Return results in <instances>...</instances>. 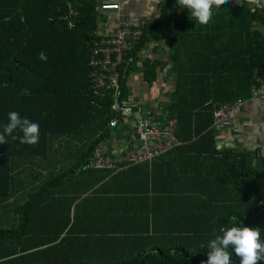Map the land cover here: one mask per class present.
<instances>
[{"label": "trees", "instance_id": "1", "mask_svg": "<svg viewBox=\"0 0 264 264\" xmlns=\"http://www.w3.org/2000/svg\"><path fill=\"white\" fill-rule=\"evenodd\" d=\"M159 6L158 19L130 52L132 64L121 71L117 101L134 97L131 73L153 84L172 63L166 80L173 89L163 91L168 98L159 106L164 116L176 118L179 145L144 165L152 192L160 178L179 187L178 196L190 201L192 225L148 234L136 249L127 237L121 250L132 251L120 256V208L100 213L92 209L89 189L76 188L82 176L105 172L87 165L98 144L120 138L110 126L118 117L114 93L96 95L90 77L92 44L106 18H100L97 0H0V132L10 111L38 123L40 130L36 145L10 135L0 144V264H201L221 228L259 227L264 240V156L260 149L218 150L212 115L219 106L251 98L264 82V8L214 7L205 26L177 0H161ZM166 39L168 61L160 59ZM153 42L156 57L141 56ZM41 51L46 62L38 58ZM22 89L31 94L20 95ZM77 137L88 140L86 149L61 172L53 163L70 156L71 146L58 150L57 143ZM134 165L139 164L121 169ZM114 200L117 196L109 201ZM107 217L116 227L89 229L91 220ZM162 239L168 244L154 245Z\"/></svg>", "mask_w": 264, "mask_h": 264}, {"label": "crops", "instance_id": "2", "mask_svg": "<svg viewBox=\"0 0 264 264\" xmlns=\"http://www.w3.org/2000/svg\"><path fill=\"white\" fill-rule=\"evenodd\" d=\"M97 2L98 7L111 3L118 4L121 8V14L132 19L153 23L159 17L161 0H97ZM225 4L232 6L239 5L251 9L255 7L264 8V0H226ZM114 18L115 13H111L105 28L106 26H114ZM262 31L264 32V27ZM163 44L165 45V51L162 52L160 59L168 61V39ZM155 46L156 43H151L140 55L156 57L154 55ZM165 78L163 80H166ZM163 80L162 82L161 80H157V82L161 83L162 88H154L152 83L145 82L144 76L141 73H131L128 77V87L130 94L134 96L133 100L140 105L159 106L162 100L168 98H164L160 94V91L173 89L172 80H168L170 88ZM119 131L120 128H117V132ZM263 144L264 90L257 95L253 94L247 100L241 101L238 107L232 111L230 125L227 128H223V130H217V149L256 151ZM69 147L70 144L67 142L57 143L58 150L69 149ZM148 169L144 164L120 169V172L118 171L120 173L119 180L114 178L115 175H118V172L97 171L82 176L76 185L77 189L79 186L81 189L88 188L89 195H94L93 204L95 208L92 209H96L100 213H112L120 208V256L132 251L129 249L121 250L123 241L127 237L131 238V243L135 245L136 249L141 244V237L157 231H163V229H167L168 232L173 228L186 229L192 225L191 218H189L192 208L186 205L190 201L183 200L180 198L181 195L178 196L177 190L179 187L177 185L170 181L163 182L161 178L158 179L155 190L152 192V182ZM156 173L157 168L155 169V173H152L153 176L151 178H155ZM170 176H172L171 173ZM116 196L117 200L109 201L110 198ZM200 207L202 208L201 205ZM201 210L203 211V208ZM105 219L106 221L91 220L92 224L89 229L98 231L106 226L112 225L116 227L114 220L108 217ZM88 222L85 218L83 221L84 228H87ZM84 236L85 245L89 251L92 244L87 240L89 237L87 233ZM153 243L154 245H167L168 241L162 239L156 240ZM114 255L118 256L119 253H114Z\"/></svg>", "mask_w": 264, "mask_h": 264}, {"label": "built area", "instance_id": "3", "mask_svg": "<svg viewBox=\"0 0 264 264\" xmlns=\"http://www.w3.org/2000/svg\"><path fill=\"white\" fill-rule=\"evenodd\" d=\"M120 9L118 4L112 3L98 7L100 18L104 17L106 20L103 24L98 23V38L92 44L89 61L94 93H114L118 117L111 120L110 126L120 128V138L114 135L98 144L95 155L87 164L92 170L112 169L119 165L121 169L123 164L151 163L179 143L175 135L176 118L164 116L160 106L140 105L134 98L117 101L123 76L121 71L133 62L130 52L141 39L145 29L154 23L127 17L120 13ZM111 13H115L114 26L105 28ZM69 26L74 27L72 23ZM263 90L264 82L252 92L257 95ZM240 102L219 106L212 112L216 130H223L230 125V115ZM260 154L264 156V144L260 147Z\"/></svg>", "mask_w": 264, "mask_h": 264}, {"label": "clouds", "instance_id": "4", "mask_svg": "<svg viewBox=\"0 0 264 264\" xmlns=\"http://www.w3.org/2000/svg\"><path fill=\"white\" fill-rule=\"evenodd\" d=\"M225 3L226 0H177L181 8L186 7L189 10L192 20L205 26L212 21L213 8H218ZM38 58L46 62L47 53L41 51ZM164 77L167 75L163 74ZM19 94L30 95L31 93L28 89H22ZM15 130H19L22 136L12 135ZM9 135L13 140L19 138L21 143L36 145L39 142V124L28 118H22L16 111H10L8 123L0 132V144H7L6 136ZM220 232L222 235H216L208 242L207 247L210 251L207 253V260L201 261V264H233V252H230L229 248L233 249L235 255L239 257V264H258L259 261H264V240H261V228L231 226L227 229L221 228Z\"/></svg>", "mask_w": 264, "mask_h": 264}, {"label": "rangeland", "instance_id": "5", "mask_svg": "<svg viewBox=\"0 0 264 264\" xmlns=\"http://www.w3.org/2000/svg\"><path fill=\"white\" fill-rule=\"evenodd\" d=\"M170 64V63H169ZM163 80V76L162 74L158 77V81ZM163 82H165L169 88H170V84L168 83V80H163ZM154 88H162V85L160 82H155L152 84ZM160 94L163 95V97L165 98L166 95H167V92L164 93L163 90L160 91ZM164 102V100L161 101V103ZM119 116H120V113H119ZM61 143H69L70 146H71V150H69V154L70 156H65L62 160L60 161H55L53 164H54V167H58L59 170L61 172H64V170L62 171V169L64 168H68L69 165L71 166L74 162H75V159H76V155L80 152H84V150L86 149V144L88 142L87 139H84V137H81V139H79L78 137L77 138H69V139H65V140H61L60 141ZM57 142H53V146L55 147ZM54 150L52 149L51 150V155H54ZM118 168V167H117ZM117 168H112V169H105V171H114V170H117ZM20 205V203H19Z\"/></svg>", "mask_w": 264, "mask_h": 264}, {"label": "water", "instance_id": "6", "mask_svg": "<svg viewBox=\"0 0 264 264\" xmlns=\"http://www.w3.org/2000/svg\"><path fill=\"white\" fill-rule=\"evenodd\" d=\"M171 65H172V63H170L165 69H164V71H163V73H164V76H166L167 75V72H168V67L170 68L171 67Z\"/></svg>", "mask_w": 264, "mask_h": 264}]
</instances>
